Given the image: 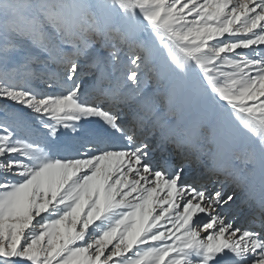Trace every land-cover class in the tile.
I'll return each instance as SVG.
<instances>
[{
  "label": "snow or ice",
  "instance_id": "obj_1",
  "mask_svg": "<svg viewBox=\"0 0 264 264\" xmlns=\"http://www.w3.org/2000/svg\"><path fill=\"white\" fill-rule=\"evenodd\" d=\"M0 264H264V0H0Z\"/></svg>",
  "mask_w": 264,
  "mask_h": 264
}]
</instances>
